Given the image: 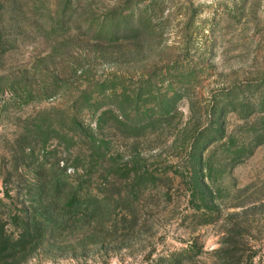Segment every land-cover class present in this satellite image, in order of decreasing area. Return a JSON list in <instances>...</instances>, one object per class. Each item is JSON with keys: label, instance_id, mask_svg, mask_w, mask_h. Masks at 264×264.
<instances>
[{"label": "rangeland", "instance_id": "obj_1", "mask_svg": "<svg viewBox=\"0 0 264 264\" xmlns=\"http://www.w3.org/2000/svg\"><path fill=\"white\" fill-rule=\"evenodd\" d=\"M93 98L103 215L8 264H264V0H0V220L36 162L87 167Z\"/></svg>", "mask_w": 264, "mask_h": 264}, {"label": "trees", "instance_id": "obj_2", "mask_svg": "<svg viewBox=\"0 0 264 264\" xmlns=\"http://www.w3.org/2000/svg\"><path fill=\"white\" fill-rule=\"evenodd\" d=\"M138 24L139 22L134 26L137 27ZM134 31H136L134 28L128 27H124L123 30L115 28L111 29L109 37L105 38L115 41L120 36L128 35ZM91 100L89 102H92L90 105L94 107L93 112H95L92 121L94 124L72 130L73 141L75 139L80 141L81 138L88 141L90 158L87 167L82 164L83 160L77 156L67 168L66 166L60 168L62 169L61 174H54L51 167L49 168L50 165L46 166L43 162L35 163L33 180L24 193L27 198L25 200L26 208L20 216H9L6 223L0 220V263L8 264V261L16 255H22L26 248L31 249L37 246L47 236L66 228L70 223L82 222L87 225L97 221L103 215L107 194L105 187L100 186H114L115 180L103 179L98 173L96 175L97 170H92L94 161L107 153V143L101 136L106 111L97 108L99 105L98 98ZM161 112L162 110L159 109V113ZM109 113L112 115L111 118H114L112 121H114L117 115L111 109ZM56 167L59 168V164H56ZM137 174L136 171L131 173L127 170L126 178L133 180L130 185L140 186L155 182L154 179L144 178L143 173L141 176ZM94 186L96 188H93ZM4 195L6 198H10L8 192L5 191ZM0 207L4 208V206ZM0 219L4 218L0 215ZM8 223L19 228V234L14 236L12 231L7 230L5 225ZM250 261V257H248L245 264L251 263ZM237 263L238 260L234 262V264Z\"/></svg>", "mask_w": 264, "mask_h": 264}]
</instances>
